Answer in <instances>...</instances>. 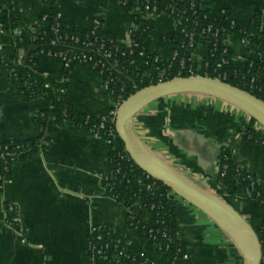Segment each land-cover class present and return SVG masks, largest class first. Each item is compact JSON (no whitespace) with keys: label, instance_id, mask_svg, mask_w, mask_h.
Instances as JSON below:
<instances>
[{"label":"crops","instance_id":"0c3cea01","mask_svg":"<svg viewBox=\"0 0 264 264\" xmlns=\"http://www.w3.org/2000/svg\"><path fill=\"white\" fill-rule=\"evenodd\" d=\"M56 3L69 28L87 29L98 19L103 30L124 40L132 24V15L120 0ZM201 7L212 14L227 9L243 23L259 13L264 33V0H204ZM17 9L20 21L16 33L33 41L45 30L40 18L49 7L44 0H17ZM148 23L154 30L146 42L158 68L172 49L175 21L171 15L160 14L149 16ZM225 42L240 70L260 58L254 44L233 33L227 34ZM13 53L12 38L0 34V142L38 136L40 128L34 115L45 107L41 98L25 101L12 84ZM39 61L38 72L56 81H68L63 98L76 112L97 117L112 105L101 79L90 68L65 71L57 62ZM154 72L155 67L150 70ZM260 78L264 80V74ZM250 118L221 97L193 90L144 104L134 113L131 127L158 165L222 199L250 225L261 227L264 204L259 206L245 189L232 192L231 185L219 195L214 182L225 147L235 149L231 158L237 165L264 181V146L248 142L239 131ZM108 171L106 142L68 123L41 144L35 158L15 162L0 189V264H91L89 235L102 225L122 232L128 244L139 247L142 264H167L154 244L127 227L128 209L116 200L110 186L102 184ZM132 213L153 223L145 208L137 207ZM175 220L189 241L184 264H245L250 255L249 243L235 225L179 197L175 200ZM97 264L125 263L117 257L100 256Z\"/></svg>","mask_w":264,"mask_h":264},{"label":"trees","instance_id":"16d2710c","mask_svg":"<svg viewBox=\"0 0 264 264\" xmlns=\"http://www.w3.org/2000/svg\"><path fill=\"white\" fill-rule=\"evenodd\" d=\"M120 1L132 14L133 23L136 25V29H133L129 36L131 40L129 45L113 33L103 30L102 25L81 30L69 28L62 19L57 18L56 0H44L49 7L44 20L47 28L33 41H29L14 33L20 21L17 0H0L2 30L5 35L12 38L14 47L12 59L15 66L10 73V80L25 101L41 98L45 102V107L34 115V120L40 128L38 136L31 138L18 136L0 142V189L3 179L12 174L14 163L35 158L40 152L41 144L49 141L60 125L68 123L80 127L103 140H110L107 145L109 171L102 176V184L110 186L116 200L128 209L127 227L154 244L165 255L167 264H184L188 257L189 241L175 220V200L178 196L160 180L146 177L129 158L119 136L108 137L106 128L99 127V116L76 112L63 98V92L69 86L68 81L66 79L56 81L38 72L36 67L40 61L35 55L41 53L43 61L57 63L59 59L46 55L47 52L67 51L76 55L85 52L92 55L93 59H102L106 70L100 72L95 68L92 71L108 81L107 90L112 102L117 97L125 100L131 94L150 85V81L151 84H157L159 81L157 75L144 74L145 70L152 66L154 58L146 42L154 30L145 15L147 8L153 15H173L176 28L183 30L181 33L174 32L171 36L172 50L175 49L179 56L186 58L194 55L201 58L202 63L207 64L201 70L207 72L210 77L219 76L222 82L264 103V80L260 78L264 74V33L260 28V14L255 13L247 23H243L234 18L227 9H223L220 16L204 10L201 7L204 0ZM52 27L58 28L60 39H56ZM207 27H210L211 31H218L217 37L214 38L210 32H206ZM190 32L194 34V42L192 46H187L186 34ZM227 32L254 44L260 58L249 61L243 70L237 67L233 58L218 67L217 63L223 56L224 48L221 34ZM72 36L77 37L79 42L74 43L70 39ZM85 39L103 42L102 50L110 52L111 55L103 58L101 53L96 52V44L82 47L81 43ZM31 45L36 49L25 57ZM227 51L231 53L230 48H227ZM78 66L81 65L74 62L67 69L71 70ZM175 69L177 60L172 61L169 76L173 75ZM255 124V120L250 118L247 125L241 127L239 131L243 132L248 142L258 144L263 142L264 146V137L254 128ZM226 151L227 148H222L219 171L214 179L219 187V195H222L224 187L231 185L232 192L238 188L245 189L257 200L259 206H262L264 181H258L252 173L237 165ZM147 185L150 187L147 188ZM137 207L147 209L153 223H146L136 217L132 211ZM252 229L259 243L261 256L264 257V224L261 227L252 225ZM89 240L87 254L95 256L91 264H97L100 256L117 257L125 264H142L144 261L139 247L128 244L122 232L115 231L107 225L93 228ZM98 249L103 253L97 254ZM261 264H264V261Z\"/></svg>","mask_w":264,"mask_h":264},{"label":"water","instance_id":"95a60500","mask_svg":"<svg viewBox=\"0 0 264 264\" xmlns=\"http://www.w3.org/2000/svg\"><path fill=\"white\" fill-rule=\"evenodd\" d=\"M36 47L31 45L25 57ZM65 71H68L66 68ZM203 91L227 100L232 105L246 111L256 123L264 128V103L253 96L220 80L206 77L175 78L155 85L146 86L128 96L120 104L116 116V131L134 163L144 172L160 180L179 198L205 211L221 217L233 225L246 237L250 255L245 264H260V246L252 225L222 199L212 195L197 185L184 180L167 169L154 166L149 158L152 153L137 138L131 127L134 113L144 104L155 99L185 91Z\"/></svg>","mask_w":264,"mask_h":264},{"label":"built area","instance_id":"2783aa9c","mask_svg":"<svg viewBox=\"0 0 264 264\" xmlns=\"http://www.w3.org/2000/svg\"><path fill=\"white\" fill-rule=\"evenodd\" d=\"M0 11H1V5H0ZM47 13L48 12L43 13L41 15V18H40L41 21L44 24H45L44 20H45V18L47 16ZM222 13H223V9H221L215 15H219L220 16V15H222ZM145 15H146V17H149V16H151L153 14L151 12H148L147 8H145ZM166 15H171L173 17L172 14H166ZM57 18H60L61 19L60 14H59V11L57 13ZM94 26L95 27L101 26V21L98 20V19H93L90 22L89 27L87 29H90L91 27H94ZM46 28H47V25L45 24V29ZM133 29H136V25L133 23V20H132V24L129 27V29L127 31V35H126V37L124 39L127 42V45H129L130 42H131L129 36H130L131 32L133 31ZM51 30L56 35V39H60L61 38V36L58 35V28L57 27H52ZM175 32L176 33L183 32V30H178L176 28V22H175ZM206 32H210L211 33V36L214 37V38L217 37V35H218V31H211V28L210 27H207ZM14 33L17 36L22 37L21 35H18L16 33V29H15ZM228 33H230V32L221 34V41H222V44H223V47L224 48L222 50V55L223 56L221 57L220 62L217 63V66L218 67H220L222 64H225L228 61V59H231L232 58V53H229L227 51V48H229V47L226 45V42H225L226 36H227ZM0 34H3L2 24L1 23H0ZM186 36H187V43H186V45L187 46H192V44L194 42V39H193L194 34L192 32H190V33H187ZM65 37H66V35H65ZM70 39L74 43L79 42V39L77 37H75V36L70 37ZM54 41L55 40L53 39L52 40V43H54ZM95 44L97 45L96 52L97 53H101V55H102L103 58L109 57L111 55L110 52L103 51L102 50V47H103L104 44H103V42H100V41L98 43V40L97 39H94V41H90L89 39H85L81 43L82 47H90V45H93L94 46ZM172 48H173V45H172ZM46 55L52 56V57H57L59 59L58 63L63 68H68L71 63L77 62L81 66H86V67L90 68L91 70L92 69H95V68H98L100 70V72H103L104 70H106L105 63L102 61V59H93L92 58V55H90L88 53H85V52H81L78 55H76V54L68 53L67 51H57V52H53V53L47 52ZM35 57H37V59H42L41 53L36 54ZM174 60H177V69H175L173 71V75L172 76H169V70L171 69L172 61H174ZM156 64H157V58L154 55L152 66L148 70H145L144 74L146 76L157 75L158 78H159V81H158L157 84L162 83V82H165V81H169V80L175 79V78H190V77H206V78H212V77H210L208 75L207 72H205L204 70H201L202 67H204V66L207 65L206 63H202L201 58L195 57L194 55H192V57H186V58L184 56H179L177 54V51L175 49H173L172 51H170V54L168 56V59H167V61L163 65H161V66H159L157 68L156 67ZM154 67L156 68V72L150 73V70L152 68H154ZM99 78L101 79L102 87L107 90L108 81L105 80V79H103V78H101V77H99ZM213 79H217V80H220L221 81V79H219V76H217V77H215ZM151 82L152 81H150V85H155V84H151ZM122 102H123V99H121L120 97H117L112 102V105L110 106V108L105 113H103V114H101L99 116L100 117L99 127L100 128H106V134H107L108 137H116V136H118L117 131H116L115 123H116L117 111H118V108H119V106H120V104ZM254 128L258 131V133L262 137H264V129L262 127H260V125L255 124L254 125ZM104 141L106 142V145H108L109 142H110V140H104ZM260 144L263 145V142H261ZM225 148H227L226 154L227 155H230V156L235 151V149L233 147H225ZM129 158L132 160V158L130 157V155H129ZM144 174L146 175V177H152L149 174H147L146 172H144ZM149 187H150V185H147V188H149ZM22 241L24 242V240H22ZM96 253L97 254H102L103 252H102L101 249H98L96 251ZM94 257L95 256L93 254L92 255H89V258H90L91 263L94 261ZM262 261H264V257L261 256L260 264H261Z\"/></svg>","mask_w":264,"mask_h":264},{"label":"bare ground","instance_id":"6f19581e","mask_svg":"<svg viewBox=\"0 0 264 264\" xmlns=\"http://www.w3.org/2000/svg\"><path fill=\"white\" fill-rule=\"evenodd\" d=\"M149 161H150L154 166H156V167H160V166L158 165V163H157L153 158H149Z\"/></svg>","mask_w":264,"mask_h":264}]
</instances>
